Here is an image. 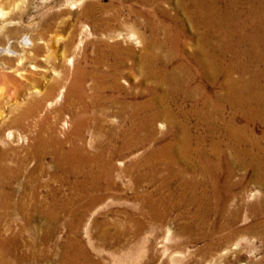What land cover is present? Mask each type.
Masks as SVG:
<instances>
[{
    "label": "rangeland",
    "instance_id": "374dc122",
    "mask_svg": "<svg viewBox=\"0 0 264 264\" xmlns=\"http://www.w3.org/2000/svg\"><path fill=\"white\" fill-rule=\"evenodd\" d=\"M176 1L161 0V11H155L166 28L182 34L175 57L170 52L168 37L159 33L156 40L164 43L166 47H157L144 19L130 17L132 13L124 8L128 4L123 0H20L11 17L0 18V52L10 46L18 53L22 52L24 41L28 44L33 41L36 46L41 47L34 56L33 53L29 55L31 61H27L24 66L18 65V59L12 53L0 57V62L3 60L1 63L7 67L0 69V91L4 96L0 101V112L8 116L7 122L0 124V147H4L1 137H4L8 129L18 127L24 141L17 149V155H24L22 149L31 143V138L36 133L33 120L20 126L14 124L11 119L15 112L10 110L15 105L5 99L7 95L17 93L18 103L22 105L21 110L16 112L19 114L33 101V88L45 92L61 81L62 86L56 91L53 100L47 102V106L51 104L50 111L46 112L50 122L56 121L57 110L80 112L83 99L89 104L96 103L95 116L97 115L95 121H87L90 126L86 124L85 130L73 125L69 113L61 115L67 122L60 137L71 141L64 146V151L79 145L82 149L79 157L83 161L100 167L111 165L117 169L112 176L114 184L111 190L104 191L107 182L103 179L105 186L98 192L102 200L91 212L85 215L60 213L58 221L50 222L45 215L47 207L54 204V197L58 196L57 198L67 201L75 195L74 183L77 176L74 177L70 173V164H65L59 169L55 167L52 155L47 156L43 162L33 160L29 165L23 166L10 164L17 168L19 176L11 186L4 187L6 192L13 195L7 201L11 209L0 212V228L19 236V254L23 259L13 260L12 264L58 263L63 245L71 235L70 229L79 230L78 239L91 260L85 264H264V125H253L254 131L246 135L249 139L246 138L247 143L239 144V141L228 139L229 134L226 131L234 117L237 118V127L243 126L245 122L241 116L235 115L231 106L225 105L218 114L213 109L218 106L216 100L213 99L210 108L205 107L204 98L200 97L195 102L190 101L185 94L171 96L168 94L169 89L160 83L158 73L163 70L164 63H167L171 70L178 64L186 63L195 44V34L187 25L183 13L174 5ZM2 7L6 9L4 4ZM163 10H167L168 17ZM178 13L180 23L176 26L171 19ZM109 19L113 23L111 31L105 30V21ZM42 34L45 36L43 42L40 40ZM69 42L72 44L70 49H67L65 43ZM49 53L53 58L51 64H46L43 60ZM147 53L153 54V61L146 59ZM154 56H158L157 61ZM227 59H231V56L228 55ZM160 62L162 64L159 65ZM65 74L66 79L63 78ZM234 77L237 78L238 75ZM222 80L217 84L207 85V94H222ZM99 86L102 94L100 93V98L96 100L92 89ZM172 100H175L174 103ZM127 110L132 112L127 113ZM166 111L172 112L171 117L164 118L167 116ZM119 112L127 114L118 115ZM135 112L138 117L146 120L164 115L155 122V126L143 134L146 140L136 151L131 146L123 149L125 131L135 124L130 121L129 116ZM173 121L183 129L178 130ZM97 124H100L101 132L95 130ZM80 135L83 136L82 141L78 140ZM146 163L161 165L159 182L134 180L145 171ZM255 163L259 164V167ZM129 168H134L133 178L126 173ZM221 202L227 204L226 208L230 212H238L239 221L233 229L213 235L214 238L210 241L208 236L213 229L212 223L224 226L225 219L221 214L209 217L205 211L202 221L197 214L200 210H205L207 205L215 206ZM69 206L72 209L77 208L71 203ZM48 226L58 227L60 232L52 240L45 241L42 233ZM103 234L110 235L105 243L100 238ZM209 242L217 245L216 250H208ZM43 252H46V257L42 258ZM48 261L50 263H47Z\"/></svg>",
    "mask_w": 264,
    "mask_h": 264
},
{
    "label": "bare ground",
    "instance_id": "6f19581e",
    "mask_svg": "<svg viewBox=\"0 0 264 264\" xmlns=\"http://www.w3.org/2000/svg\"><path fill=\"white\" fill-rule=\"evenodd\" d=\"M159 1H161V0H123V2H125V4H128L127 6H124V8L129 10L132 13V14L129 13L130 17L134 16V17L140 18L142 20L144 19V22L149 27V30L151 32L152 40L154 42H156L157 47H159V48H161V47L165 48L166 47V45H164V43H159L156 40V36L160 35L159 33H164V35H166L168 37V39L170 41V44H171L170 52L175 57L177 52H178V48L180 46V38H181L182 34L180 32L176 33L175 31H170L171 29L169 30V28H166L161 23L162 21L160 22L159 17H157L156 12H155V11H157V9L159 11H161L162 7H161V3H159ZM3 4L6 6V9L2 7ZM19 4H20V0H0V18L11 17L13 15V11L15 10V8H17L19 6ZM174 5L177 8H179V12L181 11L183 13V15H184V17L186 19L187 25H189L191 27L193 33L195 34V44L193 45V47H192V49L190 51V55L188 56V59L186 60V63L184 62V63L178 64V65L176 64L177 66H175V68H173L172 70L169 69V65L167 63H164L163 70H161L158 73V76H159L158 79H159L160 83L163 84L166 87V89H169L168 94L169 95L171 94V96L185 94L186 97L188 99H190V101L192 100V101H195V102L200 97L204 98L203 104H204L205 107H209L210 105L213 104V101L216 100V103H218V106L216 105V107H214L213 109L215 110V113H218V114H220L222 112L223 107L225 105L231 106L233 108L234 112H235V115L236 116H241L245 123H244L243 126L237 127L236 126L237 124H235L237 118L234 117L233 120H231L229 122V128H228V131H226L229 134L228 135V139L239 141V144H244V142H246V138L248 136L247 134L252 133L254 131L253 128H252L253 125H255L257 123H260V125L261 124L264 125V0H177L176 2H174ZM118 6H120V5H118ZM107 9H109V7ZM114 9H115V7H114ZM166 11L163 10V13L165 15H167V17H168V14L166 13ZM174 15H175V13H174ZM178 15H179V13L177 14V16H175V17L173 16V18L171 19L173 21V23L176 24V26L180 23V19H179ZM9 19H11V18H9ZM105 22H107L105 30L111 31L113 23L111 22L110 19H109V21H105ZM9 23H10V21H9ZM127 23H128V21H127ZM138 30H140V29H138ZM177 31H179V30H177ZM96 32H97V30H96ZM138 33L139 32H137V34ZM141 34H143V33H141ZM108 37H110V36H108ZM142 39H144V38L142 37ZM158 39H159V37H158ZM40 40H41V42L45 41V36L43 34L40 37ZM118 41H120V40H118ZM30 42H31V44H28V42L24 41L22 43V52H19V53L16 52L17 50L14 51L13 49H11V46L9 48L6 47V48L2 49V51L0 52V57L4 56L5 54L12 53L13 55H15V57H17L18 65L19 66H24V64L27 61H31V58H29V55L30 54L32 55V53H33V56H34V54L36 52H38L40 50V48H41V47L36 46L33 41H30ZM192 42H193V40H192ZM150 43H152V42H150ZM71 44H72V42L65 43V46L67 47V49H70L69 47L71 46ZM147 45L149 46V44H147ZM108 48H110V47H108ZM132 48H130V49H132ZM159 50H161V49H159ZM141 51H142V49H141ZM116 52H117V50H116ZM130 52L131 51H129V53ZM113 53L114 52H112V55H113ZM143 53L145 54L144 51H143ZM160 54H161V52H160ZM133 55H134V52H133ZM228 55L231 56V59H229V60L227 59ZM152 56H153L152 53H147L146 54V59L150 62V60L152 59ZM52 58H53L52 54L49 53L47 56H45L43 61L46 64H51ZM101 59H102V57H101ZM157 59H158V56L157 57L154 56V60L157 61ZM151 61H153V60H151ZM1 62H0V69H7V67H5V64L1 63ZM88 62H90V61H88ZM152 63L153 62H151V66L153 65ZM160 64H162V63L160 62L159 65ZM151 66H150V68H151ZM100 72L101 71H99V73ZM146 74H148V73H146ZM236 74L238 75L237 78L234 77V75H236ZM81 75H83V74H81ZM81 75L79 77H81ZM151 75H153V74H151ZM66 76L67 75L65 74L63 76V78H65ZM198 78L200 79V82L197 83V79ZM221 79H223L222 83H221V89H220L222 94H220V95L217 94L216 95V93H215L214 96L213 95H211V96L208 95L207 94V85L217 84ZM81 84H83V83H81ZM112 84H113V82H112ZM194 84H197V85H194ZM61 86H62V82L60 81L58 84L53 85L52 87H49L45 92H43L41 89L33 88V90H34V92H33V101L29 102L27 104V107L25 109H23L19 114H16V112L21 110L22 105L20 103H18L17 93H14V94H8L7 93L8 95H7V97L5 99H7L10 103H14V105H15V107L10 110V112H15V116L11 120H14L13 121L14 124H16L18 126H20L21 124L25 123L26 121L33 120V129H36V133L31 138V143L29 145H27V146L25 145L26 147L22 149V151L24 152V155H17V153H18L17 149L21 146L22 142L24 141L23 137H22V134H21L20 130L18 129V127L17 128L16 127H12L10 129H8V131L6 132L4 137L3 138L1 137V142L4 145V147H0V212L11 209V206L9 205L10 203L8 204L7 201L9 199V197H11L13 195V193L10 194L9 192H6L4 187L6 188V186H8V185L11 186V184L14 181V179L18 178V176H19V174L17 175V170H16L17 168L15 166L13 167L12 165H10L12 163L16 164V165H19V166H23V165H26V164H28L30 162H33V160L34 161H38V162H43L47 156L52 155L54 157V160H55L54 161L55 167H57V168L59 167V169H60V168L63 167V165L70 164V166H71L70 167V173L73 174L74 177L77 176V181L74 183L75 186H76L75 195H74L73 198L67 200L69 203H67V201H65V200L63 201L62 199L57 198L58 196H56V197L53 196L54 197V204L51 205L50 207H47V213L45 215V217L50 222L58 221V215L60 213H62V214L63 213L64 214L78 213L79 215H85V214H88L89 212H91L94 209V207L97 205V203L102 200V197L98 194V192L101 191V189H102V187L104 185L103 184V179L107 182V185L106 186L104 185L105 186L104 191L111 190L112 187H113L114 183H113V180H112V176H114V174H115V172L117 170L114 166L110 165V166L100 167V166H97V165L96 166L92 165L88 161H83L79 157L80 153L82 152V149H81V147H79V145L76 146V147H72L71 150H69L67 152L64 151V146L68 142H71V141L67 140V138L65 140H63L60 137V135L63 133L62 132L63 131V127L66 125L65 123L67 122L64 119H62L61 115L65 114V113H69L71 115V119L73 120L72 121L73 125H75V127L78 126V128L80 130H83L84 126L86 124L89 127L90 124L87 121H89V120L95 121L94 119H97V117H96L97 115L95 116L96 103L95 104L94 103H90L89 104L88 101L85 102L84 99L83 100L81 99L82 100L81 101L82 107L80 108V112L75 113V112L68 111L67 109H60V110H57L58 111V115L56 116V118H57L56 121L54 123L50 122L49 117H47L48 113H46V112L50 111L49 107H50L51 104L47 106V102L53 100L56 91ZM84 86H85L84 87V89H85L86 85H84ZM47 87H48V85H47ZM75 87H76V85H75ZM69 90H70V88H69ZM83 90H81V91H83ZM92 92L94 93V99L97 100V98L98 99L100 98L99 97L100 96L99 94L101 93L100 86L98 88L95 87L94 89H92ZM73 93H71V94H73ZM151 93H153V92H151ZM37 96L39 98H37ZM103 96H101V97H103ZM112 96H113V94H112ZM125 97H126V95H125ZM150 97H152V96H150ZM1 98H4V96H3V93L0 91V101H1ZM77 98H79V97H77ZM118 98L120 99L121 96H119ZM115 99H116V97H115ZM152 99H154V98L152 97ZM67 100H68V98H67ZM136 100H137V98H136ZM174 101H173V103H174ZM159 103H161V102H159ZM164 103H166V102H164ZM197 105H198V103H197ZM108 106H110V105H108ZM167 107H168V105L166 106V108ZM113 108H115V107H113ZM205 110H207V108ZM98 112H100V110H98ZM115 112H117V111H115ZM128 112H132V111L127 110V113ZM81 113H83V114L80 115ZM127 113L119 112L118 115H122L123 116L124 114H127ZM165 113H166L167 116L163 115L164 118L171 117V114H170V113H172L171 111L170 112L166 111ZM11 114H13V113H11ZM142 114L144 115V113H142ZM163 116L162 115L161 116L158 115V116L154 117L151 120H146L145 118L138 117L136 112L134 114H132L131 116H129L130 117L129 118L130 121L132 123H135V124H132L131 128L129 130L125 131L123 149H127V148H129L131 146V147L135 148V151H136V149L141 148L140 146L143 145L144 141L146 140V139L143 138V136H144L143 134L145 132H147L149 128L155 126V122L158 119H160L161 117H163ZM205 116H207V115H205ZM215 116H216V114H215ZM7 117L8 116L5 115V113L1 111L0 112V124H5L7 122V120H8ZM149 117H152V116H149ZM99 120H101V119H99ZM102 120H103V118H102ZM83 121H86L87 123H85ZM170 122L172 123V121H170ZM102 123H104V122H102ZM173 124L178 127V130H182L183 129V127L180 126L179 124H177L175 121H173ZM183 126H185V125H183ZM94 128H95L96 131H99L100 130V124L95 125ZM74 129H76V128H74ZM221 130H222V128H221ZM100 132H101V130H100ZM69 133H68V135H69ZM182 133H184V132H182ZM113 134H114V132H113ZM184 134L187 135L186 133H184ZM72 136H74V135H72ZM82 137L83 136L80 135L78 137V140L82 141V139H81ZM184 137H186V136H184ZM74 139H76V138L74 137ZM122 142H123V140H122ZM255 146H257V144ZM188 149H190V148L188 147ZM175 150H176V148H175ZM180 150H181V148H180ZM165 151L167 152L168 150H165ZM186 151H187V149H186ZM262 152H263V149H262ZM86 154H87V152H86ZM174 154H176V153H174ZM253 154H255V153H253ZM164 155H166V154H164ZM168 157H169V155H168ZM183 157H185V156H183ZM93 159H92V161H93ZM169 159H171V158H169ZM261 159H262V157H261ZM144 166L146 167L145 171L141 175L135 177L134 180H136L137 182L148 181V182H154V183L159 182V180H161V169H160L161 165L159 166V165L147 164V165H144ZM258 167H256V168H258ZM133 169L131 170V168H129L126 171L127 175L131 176L132 178H133V176H132ZM162 172H163V170H162ZM259 175H261V174H259ZM8 191H10V190H8ZM100 194H103V193H100ZM68 198H69V196H68ZM45 200H47V199H45ZM227 202H229V201L227 200ZM70 203L73 204V205H76L77 208L72 209L69 206ZM222 205H224V206L221 208L220 206H222ZM226 205L227 204L225 202L224 203L223 202L218 203L215 206L214 205H212V206L207 205L206 209L204 208L205 210H200L198 212V214H197L200 219L198 217L197 218L199 220H202V221H203V218H204L203 216H205V214L207 216H209V217H212L214 215L218 216V215L221 214V216L224 217V219H225V225L224 226H218V225L212 223L213 229H212V232L208 236V240H210V241L212 240V238H214L213 235L221 233L223 231L225 232V230H228V229H231V228L233 229L237 225V223L239 221L238 212L237 211L236 212H230L229 210H227ZM205 211H206V213L203 214V212H205ZM202 225H205V224H202ZM69 231H70L71 235H69L67 243H65L63 245L62 254H60L59 261L56 264H85V263H89V261H91L90 258H89V254L87 253V251H85V248L82 246L80 240L78 239L79 230L70 229ZM59 232H60V229L58 227L48 226V227L45 228V230H43L42 238L45 241L52 240L53 238L58 236ZM225 237H226V235H225ZM100 238H101V241L105 243L106 240L108 238H110V235L109 234L108 235L107 234H103V235H101ZM231 238H233V237H231ZM203 239H204V236H203ZM224 239H226V238H224ZM215 240H216V237H215ZM19 246H20V242H19V236L18 235L10 234L9 230H2L0 228V264H12L13 260H22L23 258L19 254ZM216 248H217L216 244L210 243V242L208 243V250L209 251L216 250ZM45 254H46V252L42 253V258L46 257ZM208 254H207V256H208ZM216 260H218V259H216ZM47 263H50V262L48 261ZM50 264H54V263H50ZM218 264H219V262H218Z\"/></svg>",
    "mask_w": 264,
    "mask_h": 264
}]
</instances>
